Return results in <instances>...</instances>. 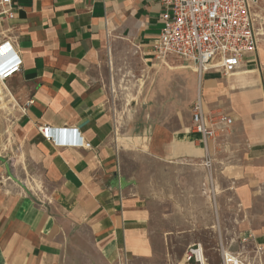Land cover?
Here are the masks:
<instances>
[{
	"label": "crops",
	"instance_id": "crops-1",
	"mask_svg": "<svg viewBox=\"0 0 264 264\" xmlns=\"http://www.w3.org/2000/svg\"><path fill=\"white\" fill-rule=\"evenodd\" d=\"M162 12L151 0H15L14 18L0 23V44L9 40L22 62L3 86L8 109L0 113V264H132L157 254L153 204L162 194L146 170L127 169L103 70L108 56L123 57V46L152 64ZM256 56L233 81L208 72L193 104L200 97L208 111L227 110L234 120L230 144L243 159L232 182V252L264 264V253L254 259L264 248V81ZM149 140L144 155L156 160L206 157L192 118L184 131L156 129Z\"/></svg>",
	"mask_w": 264,
	"mask_h": 264
},
{
	"label": "rangeland",
	"instance_id": "rangeland-1",
	"mask_svg": "<svg viewBox=\"0 0 264 264\" xmlns=\"http://www.w3.org/2000/svg\"><path fill=\"white\" fill-rule=\"evenodd\" d=\"M255 13L258 52L254 69L264 81V0L259 1ZM122 53L118 60L108 56L103 70L116 137L126 150L124 159L131 174L138 176L146 170L162 194L153 204L156 210L152 232L157 254L132 264H184L185 254L193 245L203 246L209 264H222L221 248L232 247L234 251L238 246L232 182L243 159V149L230 144L234 125L210 150L211 170L202 167L203 158L174 161L144 155L156 129L172 135L188 127L201 79L194 66L176 57L146 64L127 46H123ZM229 80L234 77H224L223 82ZM208 107L211 112L217 111ZM177 193H193L195 197L176 198Z\"/></svg>",
	"mask_w": 264,
	"mask_h": 264
},
{
	"label": "built area",
	"instance_id": "built-area-1",
	"mask_svg": "<svg viewBox=\"0 0 264 264\" xmlns=\"http://www.w3.org/2000/svg\"><path fill=\"white\" fill-rule=\"evenodd\" d=\"M151 1H157L163 7V29L152 52L156 62H165L169 56L180 58L195 67L202 81L212 71L230 77L248 55L258 52L255 11L260 0ZM14 16L15 0H0V23L12 20ZM10 51L13 62L5 69L0 67V83L5 85L22 67L9 40L0 44V60ZM32 103H27L23 113ZM191 118L192 129L201 136L206 150L203 166L211 170L213 161L209 146L229 132L234 120L225 113L208 111L200 97L192 105ZM39 131L45 139L50 140L49 126H42ZM211 185L213 188L214 185ZM254 252L255 259L264 253V248L259 246ZM220 256L222 264H251L248 251L235 253L222 247ZM192 263L209 264L202 245L188 248L184 264Z\"/></svg>",
	"mask_w": 264,
	"mask_h": 264
},
{
	"label": "bare ground",
	"instance_id": "bare-ground-1",
	"mask_svg": "<svg viewBox=\"0 0 264 264\" xmlns=\"http://www.w3.org/2000/svg\"><path fill=\"white\" fill-rule=\"evenodd\" d=\"M3 86H5V84L0 83V101H1L0 110L8 109V102L5 101V92L3 90ZM203 252H204V249H203Z\"/></svg>",
	"mask_w": 264,
	"mask_h": 264
}]
</instances>
